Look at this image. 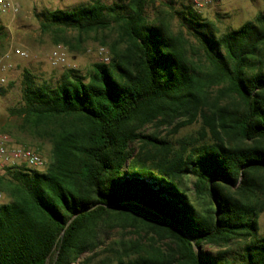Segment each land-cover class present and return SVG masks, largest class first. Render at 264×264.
Wrapping results in <instances>:
<instances>
[{"label":"trees","instance_id":"1","mask_svg":"<svg viewBox=\"0 0 264 264\" xmlns=\"http://www.w3.org/2000/svg\"><path fill=\"white\" fill-rule=\"evenodd\" d=\"M154 2L38 16L54 45L102 35L109 62L54 83L23 76L11 113L49 162L0 173V264H89L101 226L134 237L114 264H264V13L217 35L189 5L149 19ZM6 38L0 24V49ZM195 123V138L160 135Z\"/></svg>","mask_w":264,"mask_h":264},{"label":"rangeland","instance_id":"2","mask_svg":"<svg viewBox=\"0 0 264 264\" xmlns=\"http://www.w3.org/2000/svg\"><path fill=\"white\" fill-rule=\"evenodd\" d=\"M93 0H18L20 13L14 21L8 15H0V24L7 32L2 48L0 49V135L9 133L10 139L20 146H27L33 150L40 147L39 155L44 163L49 162L50 145L33 138L23 128L21 119L12 115L11 111L22 103V81L28 72L35 81L56 82L68 69H75L80 75H86L94 63L100 62L97 50L103 47L107 53L108 47L102 46V35H88L78 38L73 32H68L73 48L60 44L66 53V63L62 66L52 67L49 63V55L56 46L52 36L41 32L38 16L45 11L72 10L75 7L87 5ZM105 5H111L119 0H100ZM193 0H155L148 5L146 15L152 19L158 10L174 11L182 9V6L192 7ZM193 8V7H192ZM202 19L212 24L217 35H221L230 29H237L240 25L254 19L256 14L264 13V0H223L221 3L207 7L198 12ZM177 28V21L173 23ZM114 36L107 41L108 44ZM80 40V43H77ZM26 53V58H20L14 54L15 50ZM199 123L182 128L173 133L170 128H162L160 135L173 144L178 141L197 137ZM150 132V129L147 130ZM43 170V169H42ZM194 179L186 180L188 194L193 201L192 183ZM3 196L0 205L7 203ZM195 205H199L193 201ZM259 234L264 236V211L258 218ZM100 246L93 253H86L82 259L89 258V264H114L121 257L129 255L125 246L134 239L129 229H121L115 226H101L97 230ZM211 250V249H209ZM213 251V250H211Z\"/></svg>","mask_w":264,"mask_h":264},{"label":"built area","instance_id":"3","mask_svg":"<svg viewBox=\"0 0 264 264\" xmlns=\"http://www.w3.org/2000/svg\"><path fill=\"white\" fill-rule=\"evenodd\" d=\"M17 1L0 0V15H8L11 17V21H14L20 13V5ZM222 1L193 0L192 7L196 12H201L203 9L219 4ZM14 54L20 58L27 57L26 53L19 49L15 50ZM97 55L100 58V62H109V55L103 47L97 50ZM49 63L52 67L62 66L66 63V53L61 45H56L52 49L49 55ZM0 83H4V80L0 79ZM9 166H25L30 169L42 170L45 163L33 149L16 145L9 136L3 134L0 135V173ZM1 198H3L2 193H0Z\"/></svg>","mask_w":264,"mask_h":264}]
</instances>
